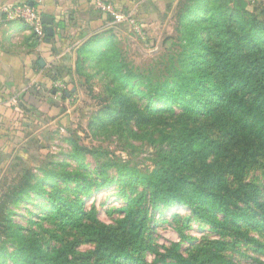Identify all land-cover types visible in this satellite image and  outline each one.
I'll use <instances>...</instances> for the list:
<instances>
[{
  "label": "rangeland",
  "instance_id": "rangeland-1",
  "mask_svg": "<svg viewBox=\"0 0 264 264\" xmlns=\"http://www.w3.org/2000/svg\"><path fill=\"white\" fill-rule=\"evenodd\" d=\"M245 1L248 13L243 19L263 20L264 0ZM179 2L182 1L177 0L172 8L171 0H165L164 11L151 3L156 24H152L154 21L144 24L140 19L145 28L143 35L129 24H115L113 28L118 30L110 35V41L101 40V44L84 50L76 70L68 71L69 80L63 82L60 94L66 100L61 106L64 116H46L45 132L28 128V136L18 147L17 156L8 167L0 169V255L15 252L17 245L25 241L21 235H25L37 238L39 244L50 249L63 248L69 257H77V263L109 264L106 258L94 263L82 255L97 253L96 244L88 241L86 233L94 222L113 225L126 215L127 196L122 193L128 191L122 189L119 171L133 167L142 171L152 169L158 150L172 144L169 140L158 142L162 132L176 133L208 122L201 112L187 113L175 105L157 111L154 106L163 104L151 103L157 96L149 93L152 82L163 85L171 79L185 50ZM136 14L140 16L138 10ZM190 51L203 76L209 66L197 60V47ZM194 61L189 65L193 66ZM205 99L213 102L209 96ZM80 146L97 147L101 152L96 156L83 152ZM104 164L110 166L105 168ZM43 178L54 181L55 186L52 183L45 190L30 192V202L19 200L25 188ZM247 180L264 187V173L259 170H251ZM47 190L53 200L59 201L64 196L72 203L73 210L77 209V214L83 212L82 222H66L56 213L43 214L39 206L50 205L44 198L45 195L48 198ZM85 211L95 219H88ZM9 220L11 228H18L21 235L7 228ZM141 230L142 236L157 249L147 256L150 263L174 244L179 251H190L222 241L227 249L221 253L225 261L219 264H264V251L254 250L236 231L212 227L195 217L185 205L153 207L150 204ZM254 235L260 238L258 232L254 231Z\"/></svg>",
  "mask_w": 264,
  "mask_h": 264
},
{
  "label": "trees",
  "instance_id": "trees-1",
  "mask_svg": "<svg viewBox=\"0 0 264 264\" xmlns=\"http://www.w3.org/2000/svg\"><path fill=\"white\" fill-rule=\"evenodd\" d=\"M181 1L178 14L185 50L179 57L180 67L171 79L163 85L152 82L149 93L157 96L151 103L163 104L154 106L157 111L175 105L187 113L201 112L208 122L176 133L162 132L158 142L169 140L172 144L158 150L152 169L142 171L133 167L119 171L122 189L128 191L122 193L127 196L126 215L116 224L94 222L86 230L88 241L96 244L97 253L82 255L90 262L99 263L105 258L109 264H219L225 261L221 253L227 246L216 241L205 249L194 247L190 251H179L174 244L153 263L148 262L147 256L157 251L142 236L141 230L150 204L153 207L188 206L195 217L220 231H236L247 245L258 252L264 251V187L247 180L251 170L264 173V19L252 17V22L243 19L248 13L245 0ZM98 37L93 39L94 45L100 43ZM196 47L197 60L209 66L203 76L190 51ZM191 61L193 66L189 65ZM206 96L213 102L205 101ZM80 148L96 156L101 152L97 147ZM52 183L55 186L54 181L43 178L30 184L29 189L21 192L19 200L30 202V192L45 190ZM46 192L48 198L46 195L44 198L50 205L39 206L43 214L56 213L66 222H82L83 212L77 214L67 198L61 196L56 201ZM85 212L84 215L88 214ZM87 218L93 217L88 214ZM12 226L10 221L7 228L21 235ZM14 227L20 226L14 224ZM21 236L25 241L17 245L15 252L0 255V264H8L9 260L10 264L85 262L77 263V257H69L61 247L50 249L33 236Z\"/></svg>",
  "mask_w": 264,
  "mask_h": 264
},
{
  "label": "crops",
  "instance_id": "crops-1",
  "mask_svg": "<svg viewBox=\"0 0 264 264\" xmlns=\"http://www.w3.org/2000/svg\"><path fill=\"white\" fill-rule=\"evenodd\" d=\"M101 1L119 9L136 8L144 24H156L151 3L165 10V0H0V169L17 156L28 128L45 132L46 116H64L66 100L57 81L69 80L68 71L76 70L79 56L94 46L96 36L106 42L118 30L99 6ZM175 2L171 0L172 8ZM7 3H29L52 17L54 35L49 39L46 32L40 42L29 23L6 21L2 6Z\"/></svg>",
  "mask_w": 264,
  "mask_h": 264
},
{
  "label": "built area",
  "instance_id": "built-area-1",
  "mask_svg": "<svg viewBox=\"0 0 264 264\" xmlns=\"http://www.w3.org/2000/svg\"><path fill=\"white\" fill-rule=\"evenodd\" d=\"M99 6L107 12L110 16L111 25L115 24H129L135 31L143 35L144 27L140 22V17L136 14V8L119 9L111 2L101 1ZM2 12L5 15V19L8 22L21 20L29 23L40 42L46 38L45 24L43 21L42 13L31 6L29 3L21 4H4L2 6ZM56 87L61 94L64 83L57 81Z\"/></svg>",
  "mask_w": 264,
  "mask_h": 264
},
{
  "label": "water",
  "instance_id": "water-1",
  "mask_svg": "<svg viewBox=\"0 0 264 264\" xmlns=\"http://www.w3.org/2000/svg\"><path fill=\"white\" fill-rule=\"evenodd\" d=\"M43 21L45 24V30L50 39L54 35V27H53L54 20L52 17L48 15H43Z\"/></svg>",
  "mask_w": 264,
  "mask_h": 264
}]
</instances>
